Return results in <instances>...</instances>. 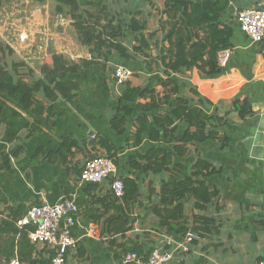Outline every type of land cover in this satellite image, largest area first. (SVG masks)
<instances>
[{
  "label": "crops",
  "instance_id": "1",
  "mask_svg": "<svg viewBox=\"0 0 264 264\" xmlns=\"http://www.w3.org/2000/svg\"><path fill=\"white\" fill-rule=\"evenodd\" d=\"M115 2L117 0H109L106 4ZM154 2L156 12H152L150 0L143 8L151 31L159 29L157 10L163 7L165 0ZM117 3L119 9L115 15L126 17L132 7L126 1ZM252 8L264 9V0H230L228 9L222 14L221 20L232 28L233 37L232 56L219 76L203 78L197 68L177 76L187 97L197 101L191 93L194 89L200 97L219 107L220 115L226 120L221 133L224 139L189 146L184 158H176L184 166L181 178L191 175L192 167L200 157L220 170L207 179L218 191L208 211H195V202L189 196L185 200L184 218L176 222V228L173 231L160 229V216L153 210L159 205L162 180L172 181V174L149 173L140 177L137 173L138 181L144 185L141 202L130 214L133 219L129 224L131 230L124 237L115 236L110 233V224L119 221L121 212L102 203L111 192L109 182L90 184L81 181L80 168H84L87 158L76 148L74 151L79 157L74 163L47 158L48 153L59 149L66 137L79 141L105 137L116 147L127 146L119 153V175L134 177L136 174L132 175L129 157L145 154L156 146L147 139L138 148L128 146L126 135L118 136L111 130L110 123L122 95V84L115 80L114 72L117 67L130 69L134 73L130 81L133 86L160 89L166 79L163 68L153 64L154 71L148 72L146 58L125 60L113 54L109 56L111 73L101 65H93L67 76V82L78 85L74 100L58 102L54 108L53 126H41L23 143L24 152L13 161L11 172L0 171V224L13 222L17 228L32 206L46 202L55 204L62 198L75 196L79 223L73 236L78 243L69 251L66 264H122L123 255L134 246H141L147 255L157 247L173 251V259L167 264H258L264 261V227L259 225V221L264 220V53L263 46L251 41L236 20L237 11ZM72 35L74 41H54L52 52L65 54L73 60L89 58L88 50L79 43L75 28ZM51 40L49 37L45 41L42 39L32 50V62L43 63L49 56ZM236 101L249 103L251 114L245 119H241L236 110ZM215 107L208 109L210 114ZM184 129L185 125L179 124L175 142L160 144L174 149L179 145ZM93 136L96 138L92 139ZM151 188L154 194H149ZM202 215L214 219L211 234L180 247L184 238L179 230L182 227L191 229L195 218ZM91 230L96 236H92ZM17 241L16 236L15 243ZM51 257L48 248L35 246L34 260L48 263Z\"/></svg>",
  "mask_w": 264,
  "mask_h": 264
},
{
  "label": "trees",
  "instance_id": "2",
  "mask_svg": "<svg viewBox=\"0 0 264 264\" xmlns=\"http://www.w3.org/2000/svg\"><path fill=\"white\" fill-rule=\"evenodd\" d=\"M28 1L57 4V11L73 21L79 43L88 50L90 57L73 60L65 54L49 50V56L43 63L36 61L30 67L0 36V171L11 172L13 161L24 152L23 143L30 140L41 126H53L54 108L58 102L62 99L74 100L78 85L66 81L69 74H77L93 65H101L111 73L109 56L113 54L125 60L144 57L148 72L154 71L153 64L163 68L165 82L160 89L133 86L130 82L133 77L123 83L120 106L110 126L116 135H126L128 146L138 148L145 139L156 146L145 154L129 157L128 164L134 172L132 175H136H119L125 188L123 198H116L111 191L102 200L103 204H108L107 207L121 212L119 221L110 224V233L124 237L131 230L129 224L133 223V219L130 214L140 204L144 192V185L138 181L137 173L140 177L149 173L172 174V181L162 180L159 205L153 210L160 216V229L173 231L176 228V222L184 218L185 200L189 196L195 202V211H208L218 191L207 179L220 170L200 157L194 163L191 175L181 178L184 166L176 158H184L189 146L224 139L221 133L224 132L226 120L225 116L220 115L219 107L200 97L194 89H191V93L198 98L197 101L187 97L177 76L193 68H197L203 78L221 74L218 53L232 47L233 30L221 20L230 0H165L163 7L157 10L160 26L154 31L149 29L143 11L147 0H117L126 1L132 7L126 17L107 12L108 8L103 3L108 0ZM3 2L0 0V11ZM150 3L153 2L150 0ZM152 5L155 7V4ZM28 13H31V20L38 16L32 10H28ZM234 105L241 119L251 114L248 102L236 101ZM213 107L210 114L208 109ZM179 124L185 125L183 136L178 140L179 145L172 150L163 147L161 142H175ZM73 147L87 158V162L105 157L113 160L119 168V153L127 146L116 147L105 137L79 141L69 136L62 139L59 149L48 153L47 158H61L66 164ZM149 194H154L152 188ZM195 219L191 229L182 227L179 230L183 238L190 231L201 239L211 234L214 219L204 215ZM259 225L264 227V220L259 221ZM15 226L13 222L0 224V264H8L15 257L26 264H51V259L44 263L33 258L37 246L29 239L33 227ZM11 234L14 236L11 237ZM131 251L148 256L141 246H134Z\"/></svg>",
  "mask_w": 264,
  "mask_h": 264
},
{
  "label": "built area",
  "instance_id": "3",
  "mask_svg": "<svg viewBox=\"0 0 264 264\" xmlns=\"http://www.w3.org/2000/svg\"><path fill=\"white\" fill-rule=\"evenodd\" d=\"M236 20L243 33L251 41L263 46L264 53V9L252 8L239 10L236 13ZM232 56V49H224L218 53V65L225 68ZM133 72L124 67L115 69L114 78L119 84L126 83L133 77ZM93 136L92 139H95ZM81 181L90 184H102L110 182V190L116 198L122 199L125 194L123 181L119 178V169L115 162L105 157H97L89 160L81 173ZM79 205L75 196L62 198L55 204L44 203L43 205L32 206L26 217L19 221L17 226L23 228L31 225L33 230L29 232V239L35 245L48 248L52 253L51 264H66L68 253L76 248L78 240L74 238L73 232L77 227ZM96 236L95 231H90ZM201 237L188 232L184 238V244H189ZM174 256V252L160 247L153 248L148 256L137 252L125 253L122 257V264H167ZM8 264H26L15 257ZM258 264H264L260 261Z\"/></svg>",
  "mask_w": 264,
  "mask_h": 264
},
{
  "label": "rangeland",
  "instance_id": "4",
  "mask_svg": "<svg viewBox=\"0 0 264 264\" xmlns=\"http://www.w3.org/2000/svg\"><path fill=\"white\" fill-rule=\"evenodd\" d=\"M151 1L154 2V0ZM117 2L112 5L106 4V2L103 4H106L107 12L116 14L119 9ZM2 7L0 11V36L14 49L19 59L30 65V67L33 65L31 52L42 42V39L43 41L47 37L52 39L49 43L50 51L53 50L54 41L64 43L66 40L74 41L75 39L72 35L74 28L72 20L58 12L57 4L54 2L43 4L28 0H4ZM30 9L38 15L35 19L31 20V13H28V10L31 11ZM153 11L156 12L155 7L152 8ZM123 38H126V36ZM63 49L66 48L63 47ZM78 157L73 147L67 163H74Z\"/></svg>",
  "mask_w": 264,
  "mask_h": 264
}]
</instances>
